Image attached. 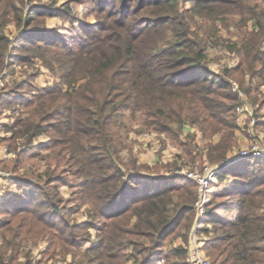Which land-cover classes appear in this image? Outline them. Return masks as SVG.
<instances>
[{"label":"trees","instance_id":"16d2710c","mask_svg":"<svg viewBox=\"0 0 264 264\" xmlns=\"http://www.w3.org/2000/svg\"><path fill=\"white\" fill-rule=\"evenodd\" d=\"M130 1L143 3V0ZM170 1L154 0L150 4ZM244 2L247 1L232 0L229 9L239 13V26L252 20V28L241 48L236 49L241 54L239 61L219 74L207 68L206 39L194 32L184 43L169 41L167 47H164L166 43L159 47L161 42L152 38L144 41L141 36L155 28L154 18L134 32L125 23L119 24V29L109 36L85 31L78 47L68 50L59 68L60 78L67 88L62 91L57 86L48 87L46 92L27 102L31 107L21 119L20 129L10 137V145L13 146L19 136H25L30 142L48 128L53 132L44 146L58 147L53 151L55 163L60 156L75 166L71 174L79 179V201H93L88 226L95 227L101 235L85 250L87 263L124 264L128 257L124 248L133 245L132 237L137 235L148 244L143 247L144 253L147 252L143 259L134 260V264H154L158 259L154 253L168 234L186 235L179 232L188 229L194 217L191 206L196 196L194 182L176 175L127 174L119 154L126 127L123 111L129 110L132 117L140 112L146 129L166 133L192 157L196 154L195 133L181 138L185 124L196 126L203 137L221 132V138L209 146L207 156L212 161L224 158L237 127L235 87L250 93L251 79L263 82L264 76V1L250 5ZM206 6L208 0H203L201 8ZM209 7L210 15L213 5ZM229 9L218 12L223 14ZM179 34L178 37L183 36ZM37 40L46 42L44 37ZM6 41L0 33V68L6 54ZM259 83L251 97L256 108L264 100L260 98L257 102ZM64 150L65 159L61 156ZM49 162L46 160V170L37 175L42 184L37 188L42 191L31 192L39 198L33 204L41 208L37 218L44 221L42 227L48 233L52 228L67 230L64 220L50 215L59 214L58 187L52 185L48 190L46 184L60 177L54 174L55 169H50ZM252 162L264 163V159H238L233 166L221 171L220 177L231 174L239 178V182L224 191L226 201L210 200L206 204L204 216L210 217L212 236L205 241L204 248L217 264H264V213L260 212L264 203V172L251 169ZM212 195L218 196L215 192ZM5 222L0 218L1 229ZM53 233L59 237L56 231ZM75 237L64 241L75 245ZM175 250L174 254L183 260L185 248Z\"/></svg>","mask_w":264,"mask_h":264},{"label":"rangeland","instance_id":"374dc122","mask_svg":"<svg viewBox=\"0 0 264 264\" xmlns=\"http://www.w3.org/2000/svg\"><path fill=\"white\" fill-rule=\"evenodd\" d=\"M202 1L171 0L153 6L150 2L154 0H143L142 5L130 0H0V23L2 24L0 33H3L7 40L6 54L0 68V97L3 98L0 101V144L7 149L6 155L0 154V218L7 222L4 228H0V264H93L87 263L85 250L93 246L101 235L95 227L88 226L93 201H79V179L71 174L75 166L66 163L60 156L57 162L59 165H56L53 151L58 147L48 149L44 146L53 133L50 128L33 137L30 142L26 141L25 136H19L15 138L14 145H10V137L13 132L20 129V121L28 114L27 110L31 107L27 102L40 93L46 92L48 87L57 86L62 91L67 88L63 79L60 78L62 72L59 68L67 58L65 55L70 52L68 50L78 47L80 39L86 35L85 31L106 33L109 36L119 29V24L124 25L125 23L129 26L128 29H134V32L144 22L154 18L155 28L141 36L144 41L152 38L161 42L159 47H163L165 43L164 47H167L169 41L179 40L184 43L186 39L193 36L194 32L206 39L205 63L207 68L214 74L221 73L225 67L239 61L241 54L236 49L241 48L242 41L248 37L249 29L252 28L250 26L252 20L239 26V13L229 9L232 7V4L229 6L232 0H208L207 8H201ZM245 1L247 2L244 3L250 5L255 1L261 4L264 0ZM210 5H213V10L209 15ZM224 9L229 10H225L223 14L218 12ZM177 33L178 35L183 33V36L178 37ZM38 37H44L46 42L37 40ZM262 81L257 78L251 80V94L240 88L236 90L241 92V96L238 94L236 106L241 107L242 102H246L249 109L251 106L252 115L244 113L247 122L242 123L240 127L236 122L237 127L235 128V130L251 128L247 134L246 144L238 142L234 136L225 157L219 161H212L207 156L209 146L221 138V132L203 137L196 126L192 125L193 130L186 135L195 133L194 140L197 139V141H194L196 145L194 150L196 154L193 157L186 154L185 157L184 147L180 146L181 150H178L174 146L173 159L177 157V161L174 160L175 162L171 163H192L181 171L184 172L194 167H201L203 164L219 165L226 157L237 155L244 149L249 150L253 145L264 149V135L260 136L264 132V121L263 125L257 122V118L264 115V100L257 108L251 102V97L255 92L253 85L257 82L263 83L258 84V90L261 93L257 94L259 98L257 102L260 98H264V76ZM237 112L235 107V113ZM251 118H254V124H250ZM122 119L126 125L123 130L122 144L126 145L130 140L136 141L133 137L144 130L145 126H143V116L140 112L132 117L130 111L125 110ZM260 126L262 128H259ZM129 134L133 137H127ZM163 135L166 137L165 143L160 135L157 136L156 142L160 147L162 146L160 150L166 149L168 145L170 147L171 144H177L166 133ZM186 135L183 138H186ZM66 150L62 151L61 155L62 157L64 155V159L67 154ZM47 155L49 157L46 159ZM254 158L264 159V156H248L243 159L252 161ZM46 160L50 161V169H55L54 174L60 177L59 180L46 184L48 190L52 185L58 187L59 214L50 215L64 220L67 230L58 231L52 228L48 233L47 229L42 227L44 221L37 218L42 211L33 204L37 203L39 198H36L37 194L32 195L31 192L41 190L37 188L42 185L37 175L46 170L48 164ZM235 163L236 161H233L216 171V182L212 185L208 202L227 200L224 191L232 184L239 182V178L231 174L220 177L219 174ZM250 167L264 172V163L254 164L252 162ZM123 169L127 174L139 173L132 166ZM180 176L184 177L183 174ZM214 192L218 196H213ZM25 206L28 209L23 208ZM8 209L12 210L7 212ZM260 210L264 213V203ZM209 219L210 217L203 215L198 222H195L194 214L188 229H181L179 232H185L186 237L178 233L168 234L154 253L158 257L157 260H163L164 264H184L186 253L182 260L183 257L174 254L175 249L184 247L185 252L187 251L188 235L194 226L193 232L203 241L201 245L204 253L214 261L204 248L205 241L212 236V232L209 231L212 223ZM133 221L134 217L129 220L128 227ZM18 224H20L19 227H17ZM55 231L59 237L53 235ZM74 235L77 236L75 245L66 244L64 239L73 238ZM83 239L86 241L84 242ZM132 239L133 245L129 244L124 248V253L128 256L124 264H134V260L141 261L147 253L146 251L144 253L145 248L143 247L148 243H145L143 238L135 235ZM16 241L18 242L14 246Z\"/></svg>","mask_w":264,"mask_h":264},{"label":"crops","instance_id":"0c3cea01","mask_svg":"<svg viewBox=\"0 0 264 264\" xmlns=\"http://www.w3.org/2000/svg\"><path fill=\"white\" fill-rule=\"evenodd\" d=\"M248 80H249V77L246 75L245 81L247 82ZM260 84L262 85L263 83H260ZM255 86L256 85H253V90L255 89ZM261 88L263 89V87ZM259 93H261L260 90H258V94ZM244 113L246 112L238 111L236 113V122L238 124V127H240L242 123H245V121L247 122L246 116ZM263 121H264V115L262 117L257 118L258 124L261 123V125H263ZM259 128H262V126H260ZM250 129H251L250 127H247L246 129L240 128V129L234 130L233 137L235 136V139L238 142L242 144H246L248 141L247 134H249L248 131ZM192 130H193L192 126H190L189 124H185L182 127L181 138H183L184 135L188 134L189 131H192ZM242 131H244V133ZM159 135L161 139L163 140V142L165 143L166 137L163 135V132H156V131L145 128L144 130L135 134V137L129 134L127 137H133L134 139H136V141L130 140L126 145H123L121 151L119 152L122 166L124 167L132 166L139 173H146V174H151V175L163 174V175L180 176L182 174L181 171L184 170L185 167L189 166L192 163H171L174 160L177 161L176 160L177 157L173 159L175 147H177L178 150H181L182 146L179 144H175V145L171 144L170 147L168 145L166 149L163 148L162 150H160L162 146L160 147L159 144L156 142L157 136ZM263 135H264V132L260 134V136H263ZM195 141H197V139ZM185 157H186V154H185ZM150 171H154V172H150Z\"/></svg>","mask_w":264,"mask_h":264},{"label":"built area","instance_id":"2783aa9c","mask_svg":"<svg viewBox=\"0 0 264 264\" xmlns=\"http://www.w3.org/2000/svg\"><path fill=\"white\" fill-rule=\"evenodd\" d=\"M238 62V61H237ZM232 63L231 66H234ZM218 71V69H215ZM236 90L238 89L235 87ZM237 93L241 96V92L238 90ZM237 111H243L246 113H251V107L246 102H242L241 107L236 106ZM250 124H254V118L250 119ZM7 149L4 145L0 144V154L6 155ZM248 156H264V149L258 148L256 145H253L249 150L244 149L240 151L237 155L226 157L219 165H208L203 164L201 167H194L191 170L184 171L182 174L184 177L192 180L196 186V196L192 201L191 206L195 214V222H198L201 216L205 213V207L208 202V195L212 190V185L216 182V171L222 169V167L228 165L229 163L238 160L239 158H246ZM194 229V226H193ZM193 229L190 230L186 246V262L184 264H216L214 261L209 259V257L204 253L202 249V240L199 239ZM156 264H164L163 260H157Z\"/></svg>","mask_w":264,"mask_h":264}]
</instances>
